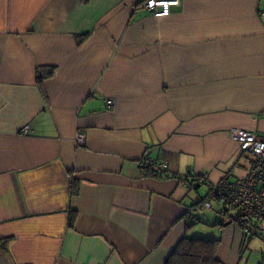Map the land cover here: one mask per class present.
I'll return each mask as SVG.
<instances>
[{"label": "crops", "instance_id": "obj_1", "mask_svg": "<svg viewBox=\"0 0 264 264\" xmlns=\"http://www.w3.org/2000/svg\"><path fill=\"white\" fill-rule=\"evenodd\" d=\"M144 1L0 0V264H164L248 173L232 130L264 135V0ZM215 225L222 264L261 262Z\"/></svg>", "mask_w": 264, "mask_h": 264}, {"label": "built area", "instance_id": "obj_2", "mask_svg": "<svg viewBox=\"0 0 264 264\" xmlns=\"http://www.w3.org/2000/svg\"><path fill=\"white\" fill-rule=\"evenodd\" d=\"M174 2L175 0H145L141 5L155 17H164L171 13ZM260 17L264 19V9L260 11ZM114 104L112 99L107 101L108 107ZM28 130L27 126L23 132ZM232 136L237 140L240 149L252 156V165L243 177H225L210 185L204 206L212 208V200L217 201L222 213L228 215L250 240L257 232L254 227H264V135L247 129H234ZM76 140L78 145H84L85 134L78 131ZM145 165L164 174L169 166L167 162H157L150 158L142 161V167ZM259 264H264V251Z\"/></svg>", "mask_w": 264, "mask_h": 264}, {"label": "trees", "instance_id": "obj_3", "mask_svg": "<svg viewBox=\"0 0 264 264\" xmlns=\"http://www.w3.org/2000/svg\"><path fill=\"white\" fill-rule=\"evenodd\" d=\"M51 74V69H48ZM144 170L149 175L163 177L164 173L145 165ZM201 202L197 203L200 206ZM220 225H224L220 223ZM220 239L201 237H184L169 255L164 264H222L217 256Z\"/></svg>", "mask_w": 264, "mask_h": 264}, {"label": "rangeland", "instance_id": "obj_4", "mask_svg": "<svg viewBox=\"0 0 264 264\" xmlns=\"http://www.w3.org/2000/svg\"><path fill=\"white\" fill-rule=\"evenodd\" d=\"M248 157H250V155L246 153V155L242 161L245 168H247L249 165V158ZM237 177H239V175H237L235 173L232 174V176H231V178H233V179H235ZM205 190H206V188L201 186L199 189V192L195 193L196 202L199 201L200 198L205 196ZM212 203H213V200H212ZM214 203H215V205H214L213 209H209L205 206H204V208H200V207L194 208V210L192 211L193 216L190 217V220L192 222L196 223L195 227H194L196 229L189 234V237L199 236L201 238L213 239L210 235L211 234L210 231L212 229H217L218 226L215 225V222L220 220L221 218L222 219H224V218L228 219L229 218L228 215H221L219 213L221 210V206L218 203H216L215 201H214ZM207 215H208V217H207ZM253 227H254V225H253ZM259 227H261V225H257V228L254 227V229L257 231L259 229H262V227L261 228H259ZM258 233H259V235L253 236L252 240L249 242L248 249H247V253L252 254L253 260L260 256V254H259L260 250L264 246V228H263V230H259ZM198 234H201V235H198Z\"/></svg>", "mask_w": 264, "mask_h": 264}]
</instances>
